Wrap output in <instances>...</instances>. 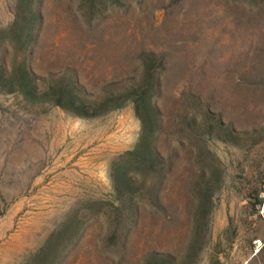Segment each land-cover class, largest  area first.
<instances>
[{
	"label": "rangeland",
	"instance_id": "obj_1",
	"mask_svg": "<svg viewBox=\"0 0 264 264\" xmlns=\"http://www.w3.org/2000/svg\"><path fill=\"white\" fill-rule=\"evenodd\" d=\"M0 59L88 97L151 67L157 111L0 86V264H240L264 238V0H0Z\"/></svg>",
	"mask_w": 264,
	"mask_h": 264
},
{
	"label": "trees",
	"instance_id": "obj_2",
	"mask_svg": "<svg viewBox=\"0 0 264 264\" xmlns=\"http://www.w3.org/2000/svg\"><path fill=\"white\" fill-rule=\"evenodd\" d=\"M26 17L16 15L11 25V31L16 32L17 37H27L24 33ZM26 40V39H25ZM152 56L150 57V61ZM38 77L33 73L29 65H7L0 59V86L7 90H21L28 97L36 98L40 95L48 97L54 104L59 105L70 112L91 117L103 113L109 109L121 106L125 101H131L136 115L140 118L143 128L153 124L156 108L151 101L154 86L153 71L150 68L139 78L113 81L100 95L88 97L79 94L77 81L66 77L65 73L52 75L45 90L36 83ZM144 136V135H143ZM150 141L139 139L135 148L129 152L131 155L143 154L149 150ZM123 185L129 186L130 180L123 179Z\"/></svg>",
	"mask_w": 264,
	"mask_h": 264
},
{
	"label": "crops",
	"instance_id": "obj_3",
	"mask_svg": "<svg viewBox=\"0 0 264 264\" xmlns=\"http://www.w3.org/2000/svg\"><path fill=\"white\" fill-rule=\"evenodd\" d=\"M252 241L254 244L252 252L247 258L243 259L240 264H253L257 256L261 255L262 251L264 250V238L256 237ZM259 264H263L261 260L259 261Z\"/></svg>",
	"mask_w": 264,
	"mask_h": 264
},
{
	"label": "built area",
	"instance_id": "obj_4",
	"mask_svg": "<svg viewBox=\"0 0 264 264\" xmlns=\"http://www.w3.org/2000/svg\"><path fill=\"white\" fill-rule=\"evenodd\" d=\"M255 207L258 215L264 218V174L260 181V189L256 196Z\"/></svg>",
	"mask_w": 264,
	"mask_h": 264
}]
</instances>
